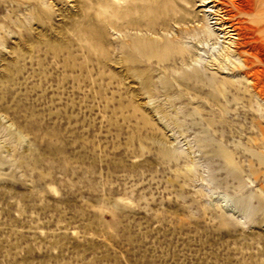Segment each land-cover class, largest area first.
<instances>
[{"label": "rangeland", "instance_id": "rangeland-1", "mask_svg": "<svg viewBox=\"0 0 264 264\" xmlns=\"http://www.w3.org/2000/svg\"><path fill=\"white\" fill-rule=\"evenodd\" d=\"M169 1L0 0V264H264V101Z\"/></svg>", "mask_w": 264, "mask_h": 264}, {"label": "bare ground", "instance_id": "bare-ground-1", "mask_svg": "<svg viewBox=\"0 0 264 264\" xmlns=\"http://www.w3.org/2000/svg\"><path fill=\"white\" fill-rule=\"evenodd\" d=\"M57 1L59 0H50L49 5ZM187 1L192 6L196 5L204 8L203 10L201 9L203 17H205L204 20L202 17V21H204L202 33L207 38L212 36L213 39L219 40V38H223L225 40V45L221 52L222 58L216 57V60L218 58V63L230 60L228 62L231 65L233 64V68H235V63L239 70L240 68L241 70L243 69L244 76L256 97L264 101V0ZM187 1L184 0V2ZM164 5L163 7H165ZM209 15L214 20L215 28L209 27V23H207ZM180 51L182 50L180 49ZM233 55L237 56L238 59L236 61L239 60V63L234 61L235 56L232 59L234 63L231 61Z\"/></svg>", "mask_w": 264, "mask_h": 264}]
</instances>
